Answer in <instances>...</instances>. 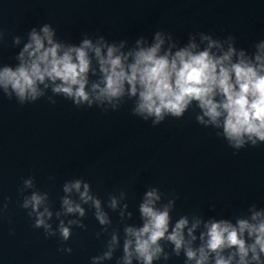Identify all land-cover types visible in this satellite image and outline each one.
<instances>
[{"label": "water", "instance_id": "obj_1", "mask_svg": "<svg viewBox=\"0 0 264 264\" xmlns=\"http://www.w3.org/2000/svg\"><path fill=\"white\" fill-rule=\"evenodd\" d=\"M44 23L53 25L58 38L77 44L84 33L131 44L140 35L151 39L157 30L184 44L190 33L202 31L217 38L234 35L237 47L251 51L264 38V0H0V27L6 32L0 60L15 65L20 48L12 38L26 41L27 32ZM56 100L21 106L0 97V200L12 197L0 217V264H90L108 239H97L101 226L89 210L87 228H74L67 242L72 253L58 251L59 238L45 239L18 205V189L31 175L50 193L54 209L66 180L90 182L105 206L108 193L125 190L134 213L128 223H140L137 208L148 186L178 197L174 218L234 219L253 203L264 207V145L234 154L214 129L197 123L193 110L153 126L132 115L131 102L105 113ZM109 212L123 235L118 213ZM120 255L117 251L105 264H116ZM156 264H185V257Z\"/></svg>", "mask_w": 264, "mask_h": 264}, {"label": "clouds", "instance_id": "obj_2", "mask_svg": "<svg viewBox=\"0 0 264 264\" xmlns=\"http://www.w3.org/2000/svg\"><path fill=\"white\" fill-rule=\"evenodd\" d=\"M5 37L0 27V46ZM12 44L20 50L15 65L0 60V97L21 106L41 99L56 104V97H63L77 108L107 113L131 102L132 115L153 126L193 110L197 123L214 129L234 154L264 145V38L251 51L237 47L234 35L217 38L202 31L190 33L184 44L164 30L151 39L140 35L131 44L84 33L77 44L58 38L53 25L44 23L32 27L26 41L14 36ZM18 192V205L32 227L42 229L45 239L58 237V251L68 254L73 229H86L84 219L92 210L101 226L97 239H108L90 264H105L117 251L116 264H156L182 254L185 264H264V207L256 203L234 219L199 214L174 218L178 197L148 186L136 224L128 223L134 213L127 191L108 193L105 206L82 177L63 183L58 209L34 175L23 178ZM11 201V196L0 200V217ZM109 210L118 213L123 235Z\"/></svg>", "mask_w": 264, "mask_h": 264}]
</instances>
